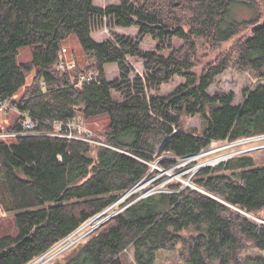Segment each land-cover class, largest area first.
<instances>
[{"label": "trees", "instance_id": "obj_1", "mask_svg": "<svg viewBox=\"0 0 264 264\" xmlns=\"http://www.w3.org/2000/svg\"><path fill=\"white\" fill-rule=\"evenodd\" d=\"M239 7L254 14L239 19L234 13ZM104 21L110 27H137V36L114 33L97 41L93 28ZM244 25L252 29L234 57L225 55L201 72L195 70L200 41L220 45ZM71 36L93 60L97 80L74 84L79 73L92 71L81 69L77 59L75 72L68 68L63 42ZM146 36L159 41L158 49L142 48ZM173 38L185 45L172 46ZM26 47L31 60L19 61ZM129 58L144 66L134 81L129 79ZM109 63L118 65L120 78H107ZM230 67L254 71L259 78L239 104L233 91H210ZM175 76L183 82L162 94V84ZM3 95L14 97L43 131L53 130V121L105 115L103 142L112 145L46 134L0 137V208L15 227L0 235V264H28L149 175L157 148L183 158L210 150L216 141L264 134V0H118L105 7L94 0H0ZM187 116L201 118L199 132L184 127ZM18 117L0 132L21 131ZM157 139L160 143L152 149ZM159 164L169 169L177 161ZM193 180L199 188L174 181L170 191L129 204L55 264H124L127 248L138 264H153L159 250L180 242L185 264H264V253L249 252H264V222L244 213L264 209V164L256 165L253 155L244 154L204 167ZM137 196L127 197L121 206Z\"/></svg>", "mask_w": 264, "mask_h": 264}, {"label": "rangeland", "instance_id": "obj_2", "mask_svg": "<svg viewBox=\"0 0 264 264\" xmlns=\"http://www.w3.org/2000/svg\"><path fill=\"white\" fill-rule=\"evenodd\" d=\"M253 1V0H252ZM95 4L98 6H106L108 4L117 3L118 0H94ZM253 3V2H252ZM235 15L239 19H249L254 12L247 9V8H241L234 10ZM251 25H244L241 30L239 31L238 35H236L231 40L224 42L220 45H214L210 42H206V40L200 41L197 52L195 55V70L201 72L202 69L209 63L216 61V59H221L225 55L235 56V48L237 49V45L241 39H244L247 35L251 32ZM114 33L117 35H126L133 38H136L138 29L137 27H129V28H123L119 26L110 27L109 24H107L105 21L103 22V25L96 24L93 28L92 36L97 41H104L109 38H113ZM184 41L180 40L178 38L172 39V46L174 47H180L184 46ZM142 48L147 50H156L160 46V43L158 40L152 39L150 36L144 37L142 41ZM167 46H164L163 51L165 53H168L170 49ZM63 56L66 59V61H73L77 59L80 63L81 69H87V72L92 69L91 65L93 64V60L91 61V58L88 57L85 52L82 50L81 45L79 41L74 37L71 36L67 40L63 42ZM19 61H29L31 60V49L29 47L22 48L20 50L19 54ZM128 62L132 65L133 71L129 74V79L132 81L135 80V78L138 75H142L144 72V66L142 60H139L137 58H129ZM90 64V66L87 68L86 64ZM89 69V70H88ZM73 72H75V69H72ZM94 72V70H91ZM105 72L106 76L109 80H114L121 77V71L119 70V67L115 63H109L105 66ZM91 73V72H89ZM80 74H87L85 72L79 73L77 76H75V80L78 78ZM34 73H31L28 75L27 80L28 84L32 82ZM74 80V81H75ZM259 81V78L255 74L254 71L248 70V71H240L235 67H230L227 69L224 73L219 75L214 84L210 87V91L214 92L216 90H223L227 92L233 91L235 94L234 103L239 104L243 101L244 98V91L247 88H254L257 82ZM183 82V78L180 76L173 77L172 80H170L168 83H164L161 86V93L162 94H168L171 91H173L178 84ZM23 94V92L20 93V96ZM114 95L116 97H119V93H115ZM16 99L19 98V95L15 97ZM16 113L9 111V112H2L0 114V128L6 129L12 122L15 120ZM81 123L85 128L88 129V131H91L93 134L91 135V141L90 143L93 144H102V145H109L112 147V145L107 144L104 141L105 139V132L107 130L108 125V119L107 116L101 115L98 117L90 118V119H80ZM184 127L188 130H196L199 132L202 129V120L199 116H187L183 119ZM90 132V133H91ZM264 134H257L252 135L248 137H242L236 141H216L212 144L211 149L212 151L209 152L206 150L204 152H201L199 154H205L204 156L185 162V158H178L174 156L171 153L168 152H161V148H157L154 158L155 160L152 161L150 164L152 165V168L149 172V175L144 177L140 180L136 185H139L140 183L146 182V186L140 188V189H134V186L131 190L126 191L124 194H122L119 199L106 209H104L99 214H105L104 216H107V219L111 217V215H114L115 217L120 211H122L126 206L129 204L137 201L138 199L142 197L149 196L150 194H154L156 192H167L170 191L169 187L170 184L174 181H180L183 184V188L186 186L193 185L192 187H198L193 180V177L204 167L210 166L215 167L219 164L226 163L229 159L233 157H237L244 154H251L255 158L256 165H263L264 164ZM244 141V142H242ZM241 142L240 144L232 145L234 143ZM153 147L152 149H155V147L158 146L160 143V139H157L156 141L152 142ZM210 149V150H211ZM217 149V150H216ZM227 157L221 161H218L213 164L209 165H203V163H207L210 160L217 159L223 156ZM165 159H172L176 160L177 164L174 166V168L166 169L161 164H159V161L165 160ZM159 171H156V170ZM175 169V170H174ZM187 175V176H186ZM167 176L165 179L164 177ZM199 188V187H198ZM201 189V188H200ZM203 190V189H201ZM137 194L138 196L129 202L125 206H121V204L124 202V200L131 196ZM244 212V211H242ZM247 216L252 218L257 223L264 222V209L261 211H257L253 214L244 212ZM95 215V216H97ZM93 216V217H95ZM112 217V218H113ZM92 220V217L90 218ZM89 219V220H90ZM106 219V220H107ZM111 219V218H110ZM109 219V220H110ZM87 221L84 223L81 227H79L77 230L80 231L76 234L73 233L74 239L76 242L71 245L70 247H67L66 242L59 245L60 242L56 243L49 251L42 254V256L45 257V261L41 262L39 260L41 255L37 257L34 261L28 263V264H55L57 262H60L65 259V256L70 254L73 247L82 239L87 238L90 233L95 231L97 228L101 227L103 224H95L90 223V221ZM108 220V221H109ZM107 222V221H106ZM105 222V223H106ZM8 232H15L14 222L10 215H8L6 212H3V210L0 208V235ZM188 235L187 232H184V236ZM183 250V243H178L174 248L169 249H162L157 252L156 259L153 264H185L181 251ZM249 252H253L256 254L264 253L257 249H251ZM123 262L124 264H138L135 259L134 251L132 248H127L123 254H122Z\"/></svg>", "mask_w": 264, "mask_h": 264}, {"label": "built area", "instance_id": "obj_3", "mask_svg": "<svg viewBox=\"0 0 264 264\" xmlns=\"http://www.w3.org/2000/svg\"><path fill=\"white\" fill-rule=\"evenodd\" d=\"M75 65H76L75 62L73 61L67 62V66L69 69H73ZM60 67L64 68L65 63L61 62ZM98 78H99V74L97 72L80 74L78 78L74 81V84L79 86V85H82L85 81H93V80H97ZM9 111H12L16 113L17 116H19L18 122L20 123L22 130L18 132H12V133H6L2 131L0 132V137L6 138V137H16L20 135L46 134V135H51V136L65 137L69 139H80V140H85V141L92 140L91 135L93 133L91 131H88V129L83 126V124L81 123V120L78 118H69L66 122L53 121V124H52L53 130L51 131L50 130L49 131L38 130L37 128L39 127V122L36 119H34L27 111L21 110L17 106V104L14 103V97L12 96L6 97L3 95L0 97V114L2 112H9ZM125 195L126 194H124V196ZM80 231L76 232V234L79 233ZM75 241L76 240L74 239V236L71 235L67 237L66 239H64L63 241H61L59 245L66 242L67 247H70L71 245L75 243Z\"/></svg>", "mask_w": 264, "mask_h": 264}, {"label": "bare ground", "instance_id": "obj_4", "mask_svg": "<svg viewBox=\"0 0 264 264\" xmlns=\"http://www.w3.org/2000/svg\"><path fill=\"white\" fill-rule=\"evenodd\" d=\"M263 137V136H262ZM264 138V137H263ZM242 142H244V141H242ZM241 142H237V143H234V144H232V145H238V144H240ZM106 146H109V145H106ZM111 147V146H110ZM217 150V149H216ZM205 154H194V155H190V156H187L186 158H185V162H187V161H192V160H196V159H198V158H200V157H202V156H204ZM227 157V155L226 156H223V157H220V158H217V159H213V160H210V161H208L207 163H203L202 164V166L203 165H209V164H213V163H216V162H218V161H221V160H223V159H225ZM144 186H146V182H144V183H140L139 185H136L135 187H134V189H140V188H142V187H144ZM133 190V189H132ZM105 214H100L99 216H97V217H95V218H93L91 221H90V223H95V224H100V223H102L103 221H105L106 219H107V216L105 217L104 216ZM79 230V229H78ZM78 230H76V231H78ZM75 231V232H76ZM75 232H73V233H75ZM72 233V234H73ZM72 234H70L69 236H71ZM69 236H67V237H69ZM66 237V238H67ZM66 238H64V239H66ZM63 239V240H64ZM76 242V241H75ZM42 256V255H41ZM45 255L44 256H42V257H40L39 258V260H41V262H44L46 259H45Z\"/></svg>", "mask_w": 264, "mask_h": 264}, {"label": "water", "instance_id": "obj_5", "mask_svg": "<svg viewBox=\"0 0 264 264\" xmlns=\"http://www.w3.org/2000/svg\"><path fill=\"white\" fill-rule=\"evenodd\" d=\"M209 151L211 152V151H212V149H211V150H209ZM209 151H208V152H209ZM190 186H193V185H190ZM99 215H100V214H99ZM99 215H97V216H99ZM97 216H95V217H97ZM113 216H114V215H111V217H110V218H112ZM95 217H92V219H93V218H95ZM110 218H108L107 220H105V221H104L102 224H104V223H105L106 221H108ZM90 220H91V219H90ZM90 220H89V221H90Z\"/></svg>", "mask_w": 264, "mask_h": 264}]
</instances>
